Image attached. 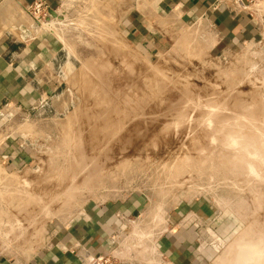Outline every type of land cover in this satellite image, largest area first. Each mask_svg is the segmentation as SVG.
<instances>
[{
    "label": "rangeland",
    "instance_id": "obj_1",
    "mask_svg": "<svg viewBox=\"0 0 264 264\" xmlns=\"http://www.w3.org/2000/svg\"><path fill=\"white\" fill-rule=\"evenodd\" d=\"M90 1H75L55 32L59 89L33 113L2 110L14 123L5 134L22 135L34 156L3 179L2 252L24 251L89 202L139 195L163 218L206 200L216 227L201 232V263L243 264V245L264 247V36L220 51L192 25L148 52L109 33Z\"/></svg>",
    "mask_w": 264,
    "mask_h": 264
},
{
    "label": "crops",
    "instance_id": "obj_2",
    "mask_svg": "<svg viewBox=\"0 0 264 264\" xmlns=\"http://www.w3.org/2000/svg\"><path fill=\"white\" fill-rule=\"evenodd\" d=\"M36 1H44L62 19L49 14L43 23L36 21L28 11ZM75 1L79 0H0V192L4 178L34 163L32 147L20 139L22 135L15 130L5 134L14 123L3 121L2 110L15 107L16 113H33L36 99L44 103L59 89L64 44L56 33L62 32V25L72 16ZM90 2L98 11L104 10L109 33L116 34L119 28L131 44L148 52L158 51L168 34L192 25L206 28L220 51L264 36V0L249 10L231 3L217 7L216 0ZM148 208L139 195L121 202H89L69 219L46 223L41 237L34 236L24 251L2 252L0 248V264H88L75 252L79 247L93 256L105 254L121 223L137 219ZM213 215L206 200L185 202L167 213L168 232L158 241L167 264H202L198 245L203 229H215ZM243 246V257L254 260L255 255H264L260 245Z\"/></svg>",
    "mask_w": 264,
    "mask_h": 264
},
{
    "label": "built area",
    "instance_id": "obj_3",
    "mask_svg": "<svg viewBox=\"0 0 264 264\" xmlns=\"http://www.w3.org/2000/svg\"><path fill=\"white\" fill-rule=\"evenodd\" d=\"M262 0H216V6L231 3L235 7L252 9ZM29 14L43 23L49 16V7L44 1H36L29 7ZM145 212L137 219H125L111 238V246L103 255L93 256L79 247L77 255L88 264H167L166 257L158 248V241L168 232L166 217L154 212Z\"/></svg>",
    "mask_w": 264,
    "mask_h": 264
},
{
    "label": "water",
    "instance_id": "obj_4",
    "mask_svg": "<svg viewBox=\"0 0 264 264\" xmlns=\"http://www.w3.org/2000/svg\"><path fill=\"white\" fill-rule=\"evenodd\" d=\"M49 14L51 17L62 19V17L59 16L57 14V12L54 10H51ZM48 20H50V19H48ZM242 247H244V246H242ZM263 250H264V247L259 249V251L264 252ZM240 259L243 260V264H264V255L263 254H262V256H259V257L254 256V260H250L249 257H243L242 255H240Z\"/></svg>",
    "mask_w": 264,
    "mask_h": 264
},
{
    "label": "bare ground",
    "instance_id": "obj_5",
    "mask_svg": "<svg viewBox=\"0 0 264 264\" xmlns=\"http://www.w3.org/2000/svg\"><path fill=\"white\" fill-rule=\"evenodd\" d=\"M246 236V235H245ZM250 239V238H249ZM256 256V255H255ZM261 256V255H260ZM259 257V256H258Z\"/></svg>",
    "mask_w": 264,
    "mask_h": 264
}]
</instances>
